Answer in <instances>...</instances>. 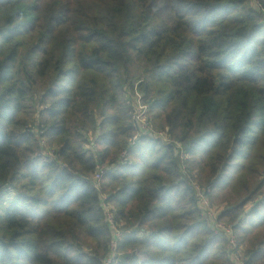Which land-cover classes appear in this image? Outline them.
Here are the masks:
<instances>
[{
  "label": "trees",
  "instance_id": "trees-1",
  "mask_svg": "<svg viewBox=\"0 0 264 264\" xmlns=\"http://www.w3.org/2000/svg\"><path fill=\"white\" fill-rule=\"evenodd\" d=\"M137 84L189 176L237 198L222 218L246 264L264 261V0H0V264H104L111 203L116 264H231L171 145L143 135L96 188L136 135Z\"/></svg>",
  "mask_w": 264,
  "mask_h": 264
},
{
  "label": "built area",
  "instance_id": "built-area-1",
  "mask_svg": "<svg viewBox=\"0 0 264 264\" xmlns=\"http://www.w3.org/2000/svg\"><path fill=\"white\" fill-rule=\"evenodd\" d=\"M132 91L135 92L134 95H136V98L133 97L132 101H128V99H126V102L128 104L130 103L133 104L134 110L132 112V121H133V127L135 130H137V132H136V135L130 140L128 149L125 152H123L121 161H119L116 165H114L113 168L110 170L101 169L100 172L95 176L94 183H95L96 188L99 191L101 189L102 184L105 182V178L107 177L109 173L118 171L119 169L124 167L126 164H128L127 154L129 151L137 147L139 139L142 137V136L140 137L141 134L148 135V136L152 135L150 136L152 138H155V135H156V137H158L159 139L166 140L163 133L154 132V129L151 123L149 122L148 115L152 116L154 111L149 105H147L144 102V95H143V92L139 90L138 84L134 86V90ZM138 107H139V110H138ZM88 139H90V141L92 140L91 134H89ZM87 145L88 147H86ZM94 145L96 144L94 143L86 144L85 147L86 149H92L94 151L95 150ZM168 145H171L176 152V155L179 160V169L182 172L183 176H185L186 178L187 176L190 177L191 175L189 176V173H188V162L190 159V155L186 147L177 141L168 143ZM55 150L56 149H53L50 147L44 148L43 151L37 152V156L46 160L48 163L58 164L61 167L65 168L66 165L59 162L56 159ZM190 179L191 180L185 181V182L194 191L198 207L203 217L209 223V226L213 230L214 234L221 237L223 240H225L227 244L228 258L231 264H246L247 259L245 258V255H246L245 245H241L239 243L238 233L235 228V225L223 221V219L221 218V215L218 212L215 213V211L212 208L211 198L209 196L210 194L209 192H207V189L199 183L196 177L193 178V176H191ZM102 197L104 199L107 198V196L105 195H102ZM103 207L107 211V220L110 226V230L114 236V240L111 244V251L109 255H107V257L105 258L104 264H116L120 262V257L123 255V253H120L119 247L123 239H125V237L127 236V234H125L120 228L117 227L116 222H115V216L113 214V210L108 209V207H106V205L104 204H103Z\"/></svg>",
  "mask_w": 264,
  "mask_h": 264
},
{
  "label": "rangeland",
  "instance_id": "rangeland-1",
  "mask_svg": "<svg viewBox=\"0 0 264 264\" xmlns=\"http://www.w3.org/2000/svg\"><path fill=\"white\" fill-rule=\"evenodd\" d=\"M133 75L134 76H132L131 78H133V77H135L136 75H137V72H141V71H138L137 70V68H134L133 70ZM139 78V77H138ZM143 78V77H142ZM145 79V78H144ZM136 80H137V78L136 79H134L133 81H132V83H134V82H136ZM131 83V84H132ZM134 91H132L131 90V93L130 92H128V91H126V93H125V101H126V99H128V101H132L133 100V97H135L136 98V95H134ZM127 103V102H126ZM38 104H39V102L37 101V103L35 104V106H38ZM127 105H128V103H127ZM137 107V106H136ZM39 109L41 110L42 109V107L41 106H39ZM138 110H139V107H138ZM38 114V112H36L35 113V109H32V112H30V117H29V119H30V121H32V122H34L35 120H43V118H44V115L43 116H39V115H37ZM100 117V116H99ZM100 119V118H99ZM148 119H149V122L151 123V125H152V127H153V129H154V132L155 133H163V135L165 136V139L166 140H162V139H159L158 137H156V135H155V138H153L154 140H158L159 142H161L160 144H162V145H168V143H172L173 141L168 137V134H167V129H163V123H162V121L160 120V119H158V113L156 112V111H154V113L152 114V116H149L148 115ZM89 130H90V134H91V137H94L95 136V131L96 130H94L93 129V126H89ZM141 136H143V134H141L140 135V137ZM150 136H152V135H150ZM152 138V137H151ZM170 142H169V141ZM45 144V145H44ZM99 143H98V141H97V144L96 145H94V147H95V152L96 151H98V148L96 149V146L98 145ZM53 148V149H57L58 148V145L57 144H54V143H51L50 141H48L47 139H45V138H41L40 139V141H39V143H38V147H37V152L39 151V152H41V151H43L44 150V148ZM86 147H88V145L86 146ZM192 174H196V172H194V173H192ZM197 176H198V181H199V183L202 185V186H204L203 185V183H204V179L203 180H201L200 179V177H199V174H196ZM191 177V176H190ZM190 177L189 178H186V180L185 181H189V180H191L190 179ZM257 182H258V180H257ZM6 190L7 189H5V190H3V192L2 193H5L6 192ZM234 195L230 192V191H228V190H226V191H219V192H214V194H213V197L211 198V203H212V208H213V210L215 211V213H219L220 215H221V218H222V215L224 214V213H226V211L228 210V208H231V207H233V206H235L237 203H238V201H237V198H234L233 197ZM4 197H5V194H4ZM104 205H106V207H108V209H111V210H114V205L111 203V204H104ZM250 205H248V207H249ZM246 209H247V207H246ZM203 219L204 220H206L204 217H203ZM223 219V221H225V222H228V223H231L230 222V220H228L227 218H225V217H223L222 218ZM231 224H233V223H231ZM84 247H85V250H87V251H90L89 253H91V250H92V247L91 246H85L84 245ZM245 258L246 259H248V257H247V255H245ZM138 259H139V263L138 264H147V263H145L146 262V259L144 258V256H142V255H139V257H138ZM104 260V259H103ZM259 264H264V261L263 262H260Z\"/></svg>",
  "mask_w": 264,
  "mask_h": 264
},
{
  "label": "water",
  "instance_id": "water-1",
  "mask_svg": "<svg viewBox=\"0 0 264 264\" xmlns=\"http://www.w3.org/2000/svg\"><path fill=\"white\" fill-rule=\"evenodd\" d=\"M130 257V255H128V254H123L121 257H120V261L121 262H124L127 258H129Z\"/></svg>",
  "mask_w": 264,
  "mask_h": 264
}]
</instances>
